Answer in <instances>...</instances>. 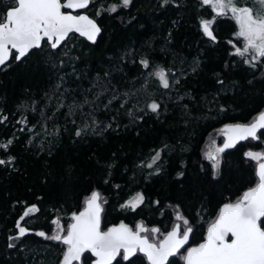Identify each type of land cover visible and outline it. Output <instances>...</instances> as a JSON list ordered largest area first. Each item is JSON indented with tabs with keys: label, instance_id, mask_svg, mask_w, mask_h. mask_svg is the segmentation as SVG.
<instances>
[{
	"label": "trees",
	"instance_id": "obj_1",
	"mask_svg": "<svg viewBox=\"0 0 264 264\" xmlns=\"http://www.w3.org/2000/svg\"><path fill=\"white\" fill-rule=\"evenodd\" d=\"M119 5L93 0L86 10L103 30L96 44L74 34L0 68V143L12 140L0 159L14 158L0 165V264H60L66 246L37 233L51 235L55 219L66 228L93 191L104 230L142 223L166 234L182 225L179 211L193 229L188 248L205 240L223 205L258 183L257 162L245 153L264 152V129L225 149L215 170L203 153L225 125L251 124L264 112V58L253 67L233 55L229 41L242 47L236 21L218 18L212 39L200 26L212 12L200 0ZM11 6L0 0L1 9ZM157 66L170 70L167 89L149 75ZM153 101L157 112L147 107ZM136 193L143 202L122 208ZM94 259L87 253L81 264ZM131 261L148 264L140 253ZM169 261L185 264L180 255Z\"/></svg>",
	"mask_w": 264,
	"mask_h": 264
},
{
	"label": "snow or ice",
	"instance_id": "obj_2",
	"mask_svg": "<svg viewBox=\"0 0 264 264\" xmlns=\"http://www.w3.org/2000/svg\"><path fill=\"white\" fill-rule=\"evenodd\" d=\"M91 2L92 0H12V6L0 14V65L9 59L12 50L16 53L14 58L19 61L30 50L41 48L42 42L56 49L72 32L94 40L100 32L94 20L87 15H73L72 11H62L85 9ZM164 3L167 4L168 0H164ZM200 3L212 12L211 18L200 20L201 29L206 36L215 39L212 25L218 18L234 19L238 26L234 39L241 42L242 47L229 41L235 49L233 55L243 57L244 63L252 64L253 67V61L259 62L258 58H264V0H254L259 5L255 9L240 6L241 0H200ZM130 4L131 0H120L119 6L128 7ZM117 8L118 5L113 4L108 10L115 12ZM246 54L251 55V60ZM140 63L145 69L150 68L148 60H141ZM169 71L157 66L149 75L158 78L160 85L167 89L170 87ZM147 107L152 112H157L160 105L153 101ZM6 119V116L0 117V123ZM260 129H264V112L251 124L225 125L222 131L228 138L222 147L216 149V153L234 147L236 140L249 137L256 139ZM76 134L80 135V132ZM11 144L12 140L0 143V149L7 151ZM159 155L157 152L152 157V163L156 162ZM205 155L215 170L219 165L217 155ZM245 156L258 162V183L245 191L235 203L223 205L216 220L210 223L204 242L188 247L185 252L181 250L188 244L193 229L179 211L176 219L181 220L182 225L174 224L166 234L160 233L158 228H146L142 223L137 224L135 230L121 223L105 231L102 230L100 219L102 197L97 191L86 197L83 211L72 214L73 223L66 228L58 226L51 235L44 232L37 235L59 241L66 246L60 264H72L73 261L81 260L86 253L96 257L93 264H113V261L120 264L117 257L132 264L131 257L136 256L137 252L143 253L149 264H170L169 258L177 255H180L185 264H264V162H261L264 160V153L246 152ZM13 159H0V165L11 163ZM152 163L147 166L151 168ZM142 202L143 195L136 193L121 207L135 209ZM34 211H37L35 205L27 209L20 219L23 220ZM52 223L59 225V219ZM17 228L20 236L27 231L19 221ZM157 233L162 238L153 242L154 236L150 234ZM9 247L14 245L9 244Z\"/></svg>",
	"mask_w": 264,
	"mask_h": 264
},
{
	"label": "water",
	"instance_id": "obj_3",
	"mask_svg": "<svg viewBox=\"0 0 264 264\" xmlns=\"http://www.w3.org/2000/svg\"><path fill=\"white\" fill-rule=\"evenodd\" d=\"M93 1V0H92ZM63 2V1H62ZM92 3V2H91ZM91 3L89 4V6L91 5ZM89 6L87 7V8H85V9H77V10H70V9H62V11H65V10H67V11H72V14L73 15H77V14H83V15H87L90 19H92V20H94L95 21V23H96V25L100 28V32L99 33H97L96 34V36H95V39L94 40H89L88 38H87V36H82V35H80V33H77V32H72V33H69V35H68V37H66L65 38V40L64 41H62L61 42V44L56 48V49H58L59 47H61L68 39H69V37L71 36V35H77V36H79V37H82V38H84L88 43H90V44H96L97 43V41L99 40V38H100V36H101V34H102V32H103V30H102V28H101V26L99 25V23L97 22V20L96 19H94L93 17H91L87 12H86V10L89 8ZM43 43L44 42H42V45H43ZM37 49H40V48H37ZM33 50H35V49H32V50H30V52L26 55V56H28ZM12 51H15V50H12ZM11 56H12V54L10 55V57H9V59H7L6 61H5V63L3 64V65H0V68L1 67H3V66H5L6 64H8V62L10 61V59H11ZM25 56V57H26ZM25 57H22L21 58V60L23 59V58H25ZM21 60H19V61H21ZM240 125H244V124H240ZM261 130H263V129H260V130H258L257 131V134L261 131ZM249 138H251V137H249ZM246 140V139H245ZM244 140H236V142H235V144H237L238 142H243ZM262 162H264V160L262 161ZM98 192V191H97ZM101 203V202H100ZM102 205V204H101ZM223 207V206H222ZM221 207V208H222ZM85 208V207H84ZM84 208L82 209V211L84 210ZM102 212H103V206H102V211H101V213H100V219H101V227H102V230H104L103 229V226H102ZM72 223H73V221H72ZM121 223H123V224H125V225H127L130 229H132V227L128 224V223H126V222H121ZM121 223H119V224H116V225H120ZM116 225H112V226H116ZM112 226H110V227H112ZM133 230V229H132ZM106 231V230H105ZM207 234V233H206ZM189 237H190V235H189ZM206 237V236H205ZM204 242V241H203ZM202 242V243H203ZM189 243V242H188ZM188 246V244L187 245H185V247L184 248H186ZM194 247V246H193ZM183 250V249H182ZM181 250V251H182ZM87 254V253H86ZM91 254V253H90ZM143 254V253H142ZM92 255V254H91ZM144 255V254H143ZM93 256V255H92ZM95 259H96V257L95 256H93ZM119 257H117V259H118ZM132 258V257H131ZM147 258V257H146ZM170 258H172V257H170ZM169 258V259H170ZM94 259V260H95ZM82 260H83V257H81V260H79V261H73L72 262V264H75V263H80L81 264V262H82ZM93 260V261H94ZM148 261V260H147ZM115 261H113V263H114ZM148 263H149V261H148ZM92 264H93V262H92Z\"/></svg>",
	"mask_w": 264,
	"mask_h": 264
},
{
	"label": "rangeland",
	"instance_id": "obj_4",
	"mask_svg": "<svg viewBox=\"0 0 264 264\" xmlns=\"http://www.w3.org/2000/svg\"><path fill=\"white\" fill-rule=\"evenodd\" d=\"M240 6H248V7H253V8L255 9V8L258 7L259 5L255 4V3H254V0H241V4H240ZM223 129H224V128H221V129L216 133V135L214 136L213 140H212L211 142L207 143V144L205 145L204 149H203V153H204V155H205L206 153H213V154L217 155V158H218L219 162H220V157H221L222 152H221V153H216V149L219 148V147H222L223 144L225 143L226 139L228 138V137H227V134H226L224 131H222ZM220 139L223 141L221 144L218 142ZM248 152L256 153V152H260V151H254V150H251V151H248ZM261 153H264V152H261ZM205 157H206V155H205ZM262 161H263V160H262ZM262 161H261V162H262ZM256 162H257V161H256ZM257 164H258V162H257ZM218 166H219V165H218ZM58 226H63V224L59 221V225H55V229H56ZM143 226H144V225H143ZM144 227H145V226H144ZM135 229H136V228H135ZM149 229H150V228H149ZM157 234H158V233H157ZM157 234H151V235H153V236L156 237Z\"/></svg>",
	"mask_w": 264,
	"mask_h": 264
},
{
	"label": "flooded vegetation",
	"instance_id": "obj_5",
	"mask_svg": "<svg viewBox=\"0 0 264 264\" xmlns=\"http://www.w3.org/2000/svg\"><path fill=\"white\" fill-rule=\"evenodd\" d=\"M62 1H63V0H62ZM7 9H8V8H7ZM7 9H6V8H5V9H1V7H0V14H3L4 12H6ZM65 11H67V10H65ZM71 36H72V35H71ZM71 36H70V37H71ZM70 37H69V38H70ZM15 54H16L15 51H12V56H11V59H10V61H9L8 63H10V62L13 60V58L15 57ZM26 57H27V56H26ZM6 65H7V64H6ZM141 235H142V234H141ZM185 249H187V247L184 248L183 250H185ZM183 250H182V251H183ZM138 253H140V252H137V254H138ZM137 254H136V255H137ZM140 254H142V253H140ZM85 255H86V254H85ZM133 257H134V256H133ZM133 257H132V258H133ZM83 258H84V257H83ZM119 258H120V257H119ZM146 259H147V258H146ZM82 261H83V260H82ZM147 262H148V261H147ZM148 264H149V263H148Z\"/></svg>",
	"mask_w": 264,
	"mask_h": 264
}]
</instances>
